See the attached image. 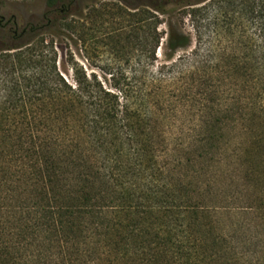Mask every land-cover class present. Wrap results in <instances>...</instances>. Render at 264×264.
<instances>
[{
	"label": "trees",
	"instance_id": "1",
	"mask_svg": "<svg viewBox=\"0 0 264 264\" xmlns=\"http://www.w3.org/2000/svg\"><path fill=\"white\" fill-rule=\"evenodd\" d=\"M206 1L182 5L196 33L189 59L193 65L199 59L201 19L221 17L238 54L218 57L211 72L234 87L237 110L227 108L223 118L203 114L189 135L183 129L172 135L181 121L166 112L161 85L174 73L173 85L184 91L180 56L158 65L153 88L145 80L156 52H146L139 77L122 75L108 89L64 42L71 83L49 35L75 42L78 21L69 17L77 0H45L41 21L23 27L3 13L0 0V264H251L246 234L264 209V185L255 198L247 184L226 201L213 184L224 156L249 157L246 177L263 167L264 179V0ZM153 2L122 13L146 31L153 17L156 30L172 2ZM96 12L89 8L86 18ZM166 45L175 53L190 39L170 31ZM235 124L250 149L223 155L230 144L224 134ZM254 219L264 220V212Z\"/></svg>",
	"mask_w": 264,
	"mask_h": 264
},
{
	"label": "rangeland",
	"instance_id": "2",
	"mask_svg": "<svg viewBox=\"0 0 264 264\" xmlns=\"http://www.w3.org/2000/svg\"><path fill=\"white\" fill-rule=\"evenodd\" d=\"M169 1L172 2L167 5L170 13L158 17L162 20V24L158 25L156 30H152V22L155 23L156 21L152 17L150 28L146 31L145 28L141 27L142 24L136 21V18H131L122 12L133 13L139 11L144 7L139 4L154 5L153 0H129L130 3L138 6L135 10L127 8L116 0H77L73 15L69 17L78 21L74 37L75 42L70 43V41L62 39L60 35H55L53 32L51 36L49 35V38L55 41L58 54L57 63L59 65L61 59V71L69 82L72 83V66L65 62V52L68 51L64 42L70 44V51L74 52L75 58L84 70L88 74L94 73L103 86L108 89H112L111 85L122 75L129 78L136 73L139 77L140 59L144 60L145 55L148 54L146 52H156V62L149 64L148 77L145 80V84L147 86L151 85V88H153L155 83L150 84V81L151 77L156 78L158 65L169 62L167 59L171 55H173V61L180 56L186 76L185 80L179 83L178 86L182 87L184 91L182 92L180 88L178 92L176 86L173 85L172 78L178 75L167 73L165 74L164 83L161 85L164 88L161 90V94L167 100L166 112L168 115L182 122H178L175 127L172 126L169 129L170 133L173 135L177 133V130L183 129L186 135H189L193 128V122L201 115L223 118L230 114V112H226L227 108H232L233 111L237 110L234 87L229 85L225 75L212 73L211 71L216 66L218 57L233 53L237 55L238 52H234L235 46L231 43L232 37L227 33L222 18H215L209 13L199 22L200 29L197 34L201 39L199 43L197 41L196 48L199 59H195L196 62L193 65L189 59L191 57L189 53L196 46V33L192 28L190 16L185 14L188 12V8L182 7V5L194 0ZM4 3L3 13L7 16L16 15L20 27L28 23L36 24L40 22L46 10L45 0H4ZM114 4L120 5L122 11H119ZM91 7L97 9L94 15L96 17L93 20L86 18L88 9ZM148 10L153 16L157 17L158 13L155 10L149 8ZM170 31L173 33L180 31L181 34L188 36L190 46L176 49L175 53L171 52L166 45L167 35ZM87 32L88 34H86ZM250 33L251 30L247 28L246 35H251ZM159 35H162V38L159 46L156 47V38ZM85 52L91 58L89 63L84 59ZM114 52H119V54L116 55ZM207 54L212 58L210 61L204 62L203 56ZM195 66L201 67V70L195 72ZM104 70L113 74V78L111 75L105 74ZM203 109L205 111H202ZM238 129V125L235 124L234 128L228 127L226 130L223 140L230 144L222 149L224 150L223 155L232 154L233 151L238 152L240 149L246 151L250 149L248 137L240 136ZM243 138H246V140H243ZM243 142L246 143H244L243 148H240L239 144ZM244 157L245 155H241V159L236 160L224 156L222 162L218 164L221 165L219 168L220 174L216 183L213 184V189L221 198H226V201L235 192L241 191L247 184H251L253 198H255L260 186L264 185L263 167H255V175L249 178L246 177L244 172L253 163H248L247 158L249 157ZM233 163L234 165H232ZM262 212H264V209L256 214L260 216ZM257 215L254 218H257ZM254 218L251 220L253 227L246 234L248 238H252L250 260L251 264H264V220H255Z\"/></svg>",
	"mask_w": 264,
	"mask_h": 264
}]
</instances>
